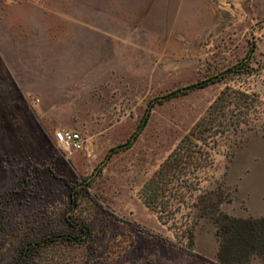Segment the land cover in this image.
<instances>
[{"label":"rangeland","instance_id":"obj_1","mask_svg":"<svg viewBox=\"0 0 264 264\" xmlns=\"http://www.w3.org/2000/svg\"><path fill=\"white\" fill-rule=\"evenodd\" d=\"M252 46L242 73L157 102L134 144L100 165L152 99L225 72ZM226 86L259 97L252 128L211 143L212 165L194 153L164 205L147 206L146 184ZM62 129L85 147L64 149ZM262 162L264 0H0V264L32 245L25 264H222L199 196L215 189L220 213L245 214L237 190Z\"/></svg>","mask_w":264,"mask_h":264},{"label":"trees","instance_id":"obj_2","mask_svg":"<svg viewBox=\"0 0 264 264\" xmlns=\"http://www.w3.org/2000/svg\"><path fill=\"white\" fill-rule=\"evenodd\" d=\"M254 51L255 46H252L248 51L245 60L229 67L225 72H222L219 75H214L187 86L179 87L163 96L152 99L149 102L146 114L143 116L137 129L126 142L119 144L116 147H112L107 152L100 165L106 163L112 153L118 152L124 148H129L134 144L147 124L151 108L157 102H163L167 99L187 94L191 90L223 79L229 74L242 73L251 62ZM260 105L261 101L255 93L226 86L210 105L206 114L201 117L189 133L181 139L174 151L161 164L159 171L148 181L143 191V199L146 205L155 210L159 208V204L164 205L165 201L163 202V198L165 195L162 192L167 184L173 182L174 171L178 168L183 169L185 167L186 169L191 166L193 162L197 161V158L199 157L196 158L194 154L197 151L199 153L203 151V155L206 154L205 161H209V165H212L213 158L211 151L215 149L216 146H219V141L227 136V132L234 131L235 134L241 132L243 130V125L252 128L250 123L255 119L252 115L255 114ZM211 143H213V145L216 144V146L212 147L213 145H211ZM183 176L184 173L179 176L177 181H182ZM224 198L225 196L215 189L207 190L199 196V201L204 203L202 213L201 215L199 214V217L209 216L214 219L218 225V234L222 236V244L218 252L220 263L244 264L252 256H260L264 258V216L259 219H245L222 214L219 210L220 204ZM218 213H220V215ZM159 216L160 219L163 220V216L161 214ZM81 230L84 233L88 232L86 225H83ZM66 238L67 240L70 239L69 236H66ZM50 240L53 242L55 239L49 237L48 242ZM48 242H46V244H48ZM32 247L35 248L33 245L31 248H23L18 264H25L29 256L32 254Z\"/></svg>","mask_w":264,"mask_h":264},{"label":"crops","instance_id":"obj_3","mask_svg":"<svg viewBox=\"0 0 264 264\" xmlns=\"http://www.w3.org/2000/svg\"><path fill=\"white\" fill-rule=\"evenodd\" d=\"M258 164L253 166L251 172L248 170L245 172L238 187V199L245 202L247 210L245 214L236 215L237 217L257 219L264 216V163Z\"/></svg>","mask_w":264,"mask_h":264},{"label":"built area","instance_id":"obj_4","mask_svg":"<svg viewBox=\"0 0 264 264\" xmlns=\"http://www.w3.org/2000/svg\"><path fill=\"white\" fill-rule=\"evenodd\" d=\"M55 138L64 149L70 152L82 150L85 147V136L79 131L62 129L56 131Z\"/></svg>","mask_w":264,"mask_h":264}]
</instances>
